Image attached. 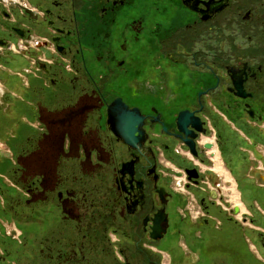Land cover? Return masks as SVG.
<instances>
[{"label": "flooded vegetation", "instance_id": "1", "mask_svg": "<svg viewBox=\"0 0 264 264\" xmlns=\"http://www.w3.org/2000/svg\"><path fill=\"white\" fill-rule=\"evenodd\" d=\"M2 139L38 264H264V0H0Z\"/></svg>", "mask_w": 264, "mask_h": 264}, {"label": "rangeland", "instance_id": "2", "mask_svg": "<svg viewBox=\"0 0 264 264\" xmlns=\"http://www.w3.org/2000/svg\"><path fill=\"white\" fill-rule=\"evenodd\" d=\"M2 132V131H1ZM4 142V139H2ZM6 147L0 145V188L1 190H11L15 194H22L24 191L20 189L18 182H15L7 173L15 162L9 155L14 150L15 143L13 141L4 142ZM7 154H3L6 153ZM9 151V152H8ZM3 152V153H2ZM1 155H7L5 158ZM11 156V155H10ZM30 180V179H29ZM251 182L250 178H246L245 181ZM29 182V181H28ZM233 186V194L236 195V199L242 208V212L246 213V216H250L252 211H247L241 203V199L248 204H256L255 199L259 202V209L264 211V192L255 191L243 188L240 191L237 187V182H231ZM232 197V194H231ZM230 197V200H231ZM4 197L0 193V264H38L37 250L35 249L38 242L39 227L36 225V220H17L13 214L8 213V206H4ZM243 206V207H242ZM256 206V205H255ZM5 207V208H1ZM114 242V241H113ZM116 245V242L113 243ZM27 246V247H26ZM117 257L120 258L119 255ZM164 264H169L167 256L162 255Z\"/></svg>", "mask_w": 264, "mask_h": 264}, {"label": "water", "instance_id": "3", "mask_svg": "<svg viewBox=\"0 0 264 264\" xmlns=\"http://www.w3.org/2000/svg\"><path fill=\"white\" fill-rule=\"evenodd\" d=\"M121 105L115 102L108 110L109 125L113 133L122 139L126 145L131 148H136L137 145H142L144 131L141 128L143 119L137 113L129 112L125 109L121 110ZM189 116L182 114L179 117L180 123H188ZM187 135H191L186 131L184 126L180 127Z\"/></svg>", "mask_w": 264, "mask_h": 264}, {"label": "bare ground", "instance_id": "4", "mask_svg": "<svg viewBox=\"0 0 264 264\" xmlns=\"http://www.w3.org/2000/svg\"><path fill=\"white\" fill-rule=\"evenodd\" d=\"M218 171L219 172H222V170L220 171V168H218ZM224 175V174H223ZM225 180H228V177L224 176ZM233 187V186H232ZM231 194H232V197H231V201H232V204L235 206V207H240L241 211H242V208L240 206V203H238V200L235 198L236 195L233 194V188L231 190Z\"/></svg>", "mask_w": 264, "mask_h": 264}, {"label": "crops", "instance_id": "5", "mask_svg": "<svg viewBox=\"0 0 264 264\" xmlns=\"http://www.w3.org/2000/svg\"><path fill=\"white\" fill-rule=\"evenodd\" d=\"M261 180H263V179H261ZM250 181H251V183L254 181L255 182V185H254V187H256V191H262V189L258 186L259 184L258 183H260V182H257L256 181V179H250ZM256 203V202H255ZM256 205V207H257V203L255 204ZM258 209H259V207H258Z\"/></svg>", "mask_w": 264, "mask_h": 264}]
</instances>
